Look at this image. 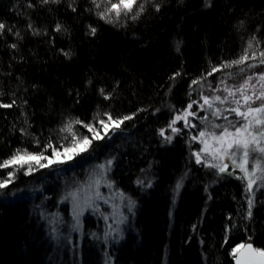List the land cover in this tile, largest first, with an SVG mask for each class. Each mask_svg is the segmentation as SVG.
Returning a JSON list of instances; mask_svg holds the SVG:
<instances>
[{"label":"trees","instance_id":"trees-1","mask_svg":"<svg viewBox=\"0 0 264 264\" xmlns=\"http://www.w3.org/2000/svg\"><path fill=\"white\" fill-rule=\"evenodd\" d=\"M106 1L0 0V165L91 139L71 166L0 167V264H234L237 245L264 250V189L249 209L239 179L160 135L199 83L241 70L242 56L264 62V0H137L119 16ZM109 115L131 119L105 132ZM105 160L134 201L109 243L95 216L77 232L58 206L71 176Z\"/></svg>","mask_w":264,"mask_h":264},{"label":"rangeland","instance_id":"rangeland-1","mask_svg":"<svg viewBox=\"0 0 264 264\" xmlns=\"http://www.w3.org/2000/svg\"><path fill=\"white\" fill-rule=\"evenodd\" d=\"M111 2L115 3L117 0H111ZM109 8L110 3L108 0L103 9L108 12ZM111 13H115V11ZM239 65H243V68L241 67L240 69L244 71L237 70L235 73H228L226 76L219 78L215 83L209 85H205L204 82L199 83V92H197L199 95L193 92L194 100L191 103L192 108H187L174 117V119L177 116L185 117L182 120H177L172 125V127L180 129V131L173 132L169 127L171 123H169L163 129L165 131L162 138L166 143L172 142L176 137L183 138L188 147L191 161L214 170L221 177L239 179L244 184L246 190L249 173L241 171L236 166L237 163L242 161V154L237 152L235 155L236 163H233L232 152L229 151L227 155L224 154V150L227 148L226 141L230 140L231 137L225 138L223 147H221L222 142L216 139L224 128H227L229 132H233L235 127L244 122L232 109L239 107L241 111L247 112L248 107H258L264 102L256 98L261 92H264V80L259 79L260 74L264 73V62L256 59H246L239 63ZM249 77H252V79L243 87V92L241 93L238 89L241 85H244V82ZM229 92L232 94L230 95ZM216 96H220L221 100H215ZM245 96L252 97L247 104L244 101ZM204 97L208 98L207 103ZM236 101L240 102L239 105ZM209 104L211 107H209ZM187 113H194V115H187ZM257 117L264 119V113H253L249 116V119L252 120L253 129H258L259 127L255 123ZM186 124L187 126H185ZM113 126L115 125L112 123L108 124L105 132ZM201 131L205 132L203 137L199 135ZM97 133L101 135L100 132L92 131V137L97 138ZM168 136L171 137L170 140L166 139ZM88 139L91 141L90 138ZM257 139L264 145V137L258 136ZM81 140L83 138L79 141ZM79 141L72 143L71 146L60 151H56L53 156L42 155L43 158L39 163L30 161L26 164L15 163L10 165L14 168H18L17 165L25 166L28 173L31 171L34 173L38 170L53 171L55 168L71 166L73 164L71 162L73 161V157L82 152L79 151V148L83 145H80ZM88 145H86V149ZM65 149H73V151L65 153ZM197 153L200 156V163H197ZM28 155L21 156L27 157ZM259 155L256 152L250 153L249 164L246 165L249 168V172L254 173L251 178L255 180V183L251 190H246L248 200L251 199L252 204L256 203L258 193L264 189V170H262L264 169V161H261L259 169L253 167L255 161L252 157L258 158ZM109 162L108 160L103 162L92 161L88 165H84L82 174L76 173L66 181L67 184L65 183L63 187L64 192L58 201L59 208L63 204H67L69 207L70 227L73 226L77 232L82 231L83 220L86 215L92 214L95 216L96 220L103 227V239L106 243L119 241L123 238V228L128 220V215L134 211V201L125 196L111 180L110 171L112 164ZM210 165H217V167H211ZM225 165H227L226 170L220 172L219 168ZM147 178L148 180L150 179L149 177ZM36 192H39V189H36ZM52 215L57 218V221L59 220L60 222L62 220L60 212ZM49 216L51 220V215ZM242 245H237L235 252ZM105 264H112V262L108 260Z\"/></svg>","mask_w":264,"mask_h":264},{"label":"snow or ice","instance_id":"snow-or-ice-1","mask_svg":"<svg viewBox=\"0 0 264 264\" xmlns=\"http://www.w3.org/2000/svg\"><path fill=\"white\" fill-rule=\"evenodd\" d=\"M110 3V8L108 9V12L115 11L116 15L119 16L120 12L123 10L124 12H129L132 11L133 6L136 5L137 0H117V2L113 3L111 0H109ZM99 7V5H97ZM142 9V6H141ZM101 18H105L107 13H100ZM135 18V17H133ZM4 27L3 24H0V29ZM92 33L95 34L96 29L93 28ZM261 57H264V52L260 53ZM248 59L247 56H242L240 60L234 61L233 63L239 64L243 62L244 60ZM217 69H214L216 71ZM211 74V73H209ZM252 77H249L248 80L244 82V85H241L238 91L243 92V87L247 85L251 81ZM260 80H264V73L260 74L259 77ZM193 83H198V81H193ZM231 95L232 93L229 92ZM255 95V93H253ZM257 99H260L264 101V92H261L259 96L256 97ZM215 100H221L220 96H216L214 98ZM252 99L251 96H245L244 101L247 104L248 101ZM205 102H208V98L204 97ZM223 102V101H221ZM236 103L239 105V101H236ZM3 107H11V105H2ZM209 107L211 105L209 104ZM188 109L192 108V104H188L187 106ZM233 112L237 114V116L241 117V119L244 121L243 123H240L239 126L235 127V130L233 132H229L227 128H224L223 131L220 133L216 139L220 140L222 142L221 147H223V143L225 142L226 137H231L230 140H227V148L224 150V154L227 155L229 151L232 152L233 155V163H236L235 155L237 152L242 154V161L240 163H237L236 166L241 169V171L248 172L249 173V179H248V184H247V189L246 190H251L253 187V184L255 183V180L252 179V175L254 173L249 172V168L246 167V165L249 164L250 160V153L256 152L259 153V157H252V159L255 161L253 164L254 168L259 169L261 161H264V145L261 144V142L257 139L258 136L264 137V119L256 118L255 123L258 127V129H253L252 127V120L249 119V116H251L253 113H264V102H262L258 107H248L247 112L241 111L239 107L232 109ZM187 115H194V113H187ZM185 117L183 116H177L176 119H174L169 127L172 129L173 132H178L180 129H177L175 127H172L176 123L177 120H182ZM131 119V117L125 116L120 120H114L110 115L108 116V120L115 126H119L120 123L123 122V120ZM77 123H81L80 121H77ZM101 124H103L105 127L108 125L104 122L101 121ZM187 126V124L185 125ZM84 127L88 128L90 132L94 131L91 125H84ZM219 127V125H217ZM164 131H160V135L164 136ZM201 137L205 135V132L201 131L199 133ZM99 136V133H97V137ZM166 139H171L170 136L166 137ZM195 139V137H194ZM91 141L88 139V137H84L83 140L79 141L80 145H83L82 147L79 148V151H85L86 150V145L90 144ZM73 149H65V153L72 152ZM219 151V149H217ZM59 155V153H57ZM197 156V163H200V156L199 153L196 154ZM43 158L42 155H28L27 157L21 156L19 153H17L16 156H14L10 161H6L3 165H0V167H6L9 164H15V163H20V164H26L29 163L30 161H35L39 163V161ZM110 163V162H109ZM211 167H217V165H210ZM227 168V165L220 167L219 170L220 172H224ZM264 170V169H262ZM31 171V169H29ZM8 181H0V187H5L7 185ZM179 187V185H177ZM248 205L249 209H251L252 206V200H248ZM249 216H251V211L248 213ZM248 248H251V245H247ZM259 255L261 257H264V250H257ZM233 252H235V249H233Z\"/></svg>","mask_w":264,"mask_h":264},{"label":"water","instance_id":"water-1","mask_svg":"<svg viewBox=\"0 0 264 264\" xmlns=\"http://www.w3.org/2000/svg\"><path fill=\"white\" fill-rule=\"evenodd\" d=\"M251 245L248 248L247 245ZM257 250V246L253 242L243 244L236 252L234 264H264V257H261Z\"/></svg>","mask_w":264,"mask_h":264}]
</instances>
